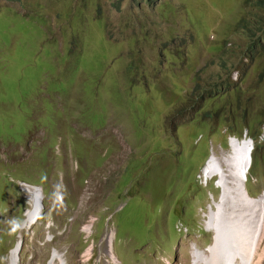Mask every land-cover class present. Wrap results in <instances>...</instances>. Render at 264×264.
<instances>
[{
	"label": "rangeland",
	"instance_id": "obj_1",
	"mask_svg": "<svg viewBox=\"0 0 264 264\" xmlns=\"http://www.w3.org/2000/svg\"><path fill=\"white\" fill-rule=\"evenodd\" d=\"M61 2L0 0V264H10L20 239L19 264H48L53 251L62 257L56 264H105V0ZM253 5L107 0V264H193L194 249L213 243L205 219L220 189L201 172L211 149L229 150L231 136L220 121L194 140L200 116L215 105L197 99L195 88L221 77L254 87L244 96L264 100V86L254 82L257 60L239 64L247 23L233 34L242 17L259 10ZM187 32L195 40L181 42ZM73 33L77 44L59 50ZM126 36L136 37L129 50ZM227 38L222 64L216 48ZM122 56L125 65L138 64L134 91L119 77ZM253 132L263 143L264 131ZM259 145L245 182L255 198L264 195ZM132 160L126 196L122 175ZM19 182L43 193L38 219L25 229L29 204Z\"/></svg>",
	"mask_w": 264,
	"mask_h": 264
},
{
	"label": "bare ground",
	"instance_id": "obj_2",
	"mask_svg": "<svg viewBox=\"0 0 264 264\" xmlns=\"http://www.w3.org/2000/svg\"><path fill=\"white\" fill-rule=\"evenodd\" d=\"M229 147L228 151L220 153L211 149L201 172L205 180L214 179L220 195L218 199H213L205 219L206 227L213 231L214 241L206 250L194 249L193 264H261L264 254L260 249L264 233V195L251 197L246 190L245 182L252 158L250 153L248 166L245 144L231 137ZM22 186L29 204L21 225L25 229L37 220L39 208L42 209L39 202L37 204V194L39 191L41 201L43 193L28 184ZM17 246L10 252V264H17ZM88 254L91 250H87ZM56 260H62L58 252L51 256L48 264H56Z\"/></svg>",
	"mask_w": 264,
	"mask_h": 264
},
{
	"label": "trees",
	"instance_id": "obj_3",
	"mask_svg": "<svg viewBox=\"0 0 264 264\" xmlns=\"http://www.w3.org/2000/svg\"><path fill=\"white\" fill-rule=\"evenodd\" d=\"M152 2L154 0H142ZM59 0H51V4L54 5V7H57ZM93 0H62V4L67 6V7H91ZM252 6L255 7L253 4H256V7L259 9L257 11L248 13L247 16L242 17V20L238 22L239 29L243 26V24L246 22V28L245 32L248 33V36L246 37L247 42L245 44V47L247 48V51L245 55L241 58V61H239V64L243 62V59L247 62V60H250L249 62L253 60H257L255 63H252L254 65V73L259 72L257 76H255V83L258 81L261 83L262 86H264V0H251ZM248 4V3H247ZM97 18L99 16L96 15ZM252 19H254V25L252 24ZM99 21L96 22H100ZM44 25H47V20L45 19ZM250 25V26H249ZM44 27L42 26V30ZM234 30L235 32L233 34L235 35H241V33H238L239 31H244V30ZM197 30V28H196ZM188 31V29H187ZM233 31V29H232ZM197 33V32H196ZM232 34V35H233ZM252 34V36H251ZM231 35V36H232ZM187 37H189V42L194 41L195 39L190 36L189 32H187V36H182V39L180 41H184ZM197 38V37H196ZM111 40V39H110ZM132 40H136V37L134 36H126L125 39L123 40L124 44L127 45V48H131V42ZM171 40H175V38H172ZM229 41V38L220 45L217 50L220 51L221 54V63L226 64L225 60L223 58L226 57L228 53V45L226 44ZM78 39L77 35L73 33L72 35V40L69 42H64L62 44V48L59 50H62L65 48L66 43H69L71 46H74L77 44ZM83 43H86L83 40ZM224 45V47H223ZM176 48L175 50H177ZM127 56V55H126ZM129 57H134L135 55H128ZM121 66L124 68L123 72H120L119 77L126 80V82L129 83L130 87L132 88V91L135 89V84L136 81L138 80L134 74L138 71V64H134V62H130L127 65H125L124 61V56L121 58ZM113 71V69H112ZM112 71H110L109 76L111 77ZM215 80L208 81L206 85H197L195 88V91L199 92V97L197 99H201V97L204 95V101L206 100H213L215 101V105L212 103V107L208 108V110L204 111L202 115L200 116V123L197 126L200 127V130H197L194 133V140L198 142L201 138L204 136V130L209 129L211 130V127L214 125L215 122H224L227 121L225 124V129L226 132L229 134V136L241 138L242 133L246 131V136H250L251 139L254 142V147L251 152V158H252V163L254 164L255 158L257 159L260 145L264 146V142H260L257 138H253L251 135L254 133L253 131L257 130L258 134H261L264 131V100H258L254 99L252 100V96L249 95L248 97L244 96V92L246 90L253 89L254 87H249L246 86L245 89L241 87V83L236 85L235 82H229L226 79H223L221 77H215ZM110 81V80H109ZM108 81V82H109ZM261 86V87H262ZM222 93L227 94L225 96H221ZM224 98L222 99V102L217 103L218 98ZM208 98V99H207ZM242 102H245V104L241 105ZM241 105V109H239V106ZM247 110H252L254 114L249 115ZM213 121V124H209L208 128L205 126V121L210 119ZM102 122L98 123L99 125L102 124ZM257 124V125H255ZM205 126L206 128H204ZM208 130V131H209ZM263 137V136H262ZM208 139V138H207ZM264 139V138H263ZM70 141V138H69ZM195 142V143H196ZM154 147H160V143H156ZM204 161H206L208 155H209V150L204 149ZM102 157H100L101 159ZM144 158V157H143ZM132 164L128 165V167L124 170L123 173V179H125V195L127 196L129 192L131 191L133 184H132V179L127 175V173L131 169H136L137 167V160H132ZM249 172V171H248ZM249 179V176H247ZM128 183H130V189L128 187ZM129 189V192L127 190ZM125 196V197H126ZM124 197V199H125ZM123 207L118 210L121 211ZM147 239H143L141 244L147 243ZM23 248V246H22ZM22 248L20 250V253L22 251Z\"/></svg>",
	"mask_w": 264,
	"mask_h": 264
},
{
	"label": "water",
	"instance_id": "obj_4",
	"mask_svg": "<svg viewBox=\"0 0 264 264\" xmlns=\"http://www.w3.org/2000/svg\"><path fill=\"white\" fill-rule=\"evenodd\" d=\"M244 138L243 139H241V142L242 143H244L245 144V147H246V149H247V152H248V166H249V164H250V153L252 152V149H253V141H252V139L251 138H245V134H244V136H243ZM231 138V137H230ZM230 138H229V140H230ZM235 138V137H234ZM236 140H237V138H235ZM242 176H243V179L245 178V171L242 173ZM20 184H26V183H24V182H20ZM34 188L36 187V188H38L39 190H41V188H40V186H38V185H32ZM242 186H243V183H242ZM35 188V189H36ZM37 190V189H36ZM38 191V190H37ZM41 192H42V190H41ZM245 192V191H244ZM245 194H246V192H245ZM37 196H38V198H37V204H38V202H39V204L41 205V207L43 206V200H41L40 201V196H39V191H38V194H37ZM41 211V210H40ZM38 219V218H37ZM204 229H206V227H204ZM17 246V243L15 244V246H14V248ZM20 247H21V241H19V243H18V246H17V254H18V252H19V250H20ZM53 255H55L54 254V251H53V253H52V255L51 256H53ZM16 261H18V256H16Z\"/></svg>",
	"mask_w": 264,
	"mask_h": 264
},
{
	"label": "clouds",
	"instance_id": "obj_5",
	"mask_svg": "<svg viewBox=\"0 0 264 264\" xmlns=\"http://www.w3.org/2000/svg\"><path fill=\"white\" fill-rule=\"evenodd\" d=\"M245 136H246V134H245ZM231 137H233V136H231ZM235 138H237V137H235ZM264 138V137H263ZM238 139V138H237ZM239 139H242V138H239ZM24 183H26V182H24ZM27 184V183H26ZM19 185L21 186V184H20V182H19ZM20 241H21V239H20ZM18 242H19V240L18 241H16V243L18 244ZM15 243V244H16ZM15 246V245H14ZM13 249H14V247H13ZM12 250V249H11ZM10 250V251H11ZM20 250H21V247H20ZM20 250H19V252H18V254L16 255V256H18V261H16L17 262V264H18V262H19V254H20Z\"/></svg>",
	"mask_w": 264,
	"mask_h": 264
}]
</instances>
